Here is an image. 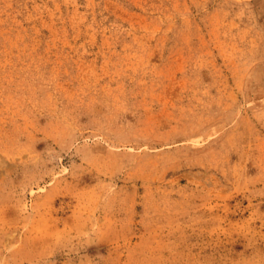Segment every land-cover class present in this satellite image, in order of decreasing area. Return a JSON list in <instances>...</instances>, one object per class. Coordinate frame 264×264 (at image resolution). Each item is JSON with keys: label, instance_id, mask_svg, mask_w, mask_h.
Masks as SVG:
<instances>
[{"label": "rangeland", "instance_id": "374dc122", "mask_svg": "<svg viewBox=\"0 0 264 264\" xmlns=\"http://www.w3.org/2000/svg\"><path fill=\"white\" fill-rule=\"evenodd\" d=\"M0 264H264V0H0Z\"/></svg>", "mask_w": 264, "mask_h": 264}]
</instances>
